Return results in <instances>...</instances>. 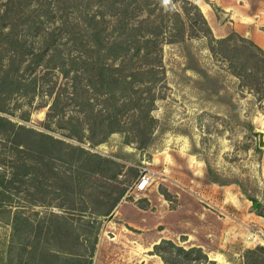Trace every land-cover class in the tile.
Returning <instances> with one entry per match:
<instances>
[{
	"label": "rangeland",
	"instance_id": "374dc122",
	"mask_svg": "<svg viewBox=\"0 0 264 264\" xmlns=\"http://www.w3.org/2000/svg\"><path fill=\"white\" fill-rule=\"evenodd\" d=\"M6 1L0 0V12H5ZM47 1L54 6V16L41 14V27L19 22L31 21L48 5ZM148 1L150 5L135 9L131 21L145 16L153 5L161 7L147 13L149 18L163 15L176 26L179 23L172 13L176 10L184 20L182 38L176 35L173 39L169 33L172 26L170 31L162 28L157 79L148 75L150 81L137 83V92L131 94L133 99L140 94L142 101L152 96L150 115L154 122L141 131L140 124L132 122L133 115L125 112L124 130L111 132L99 143L71 134L81 130L87 134L88 129L83 113L77 111L78 105L67 98L72 85L60 73V65L50 68L45 65L48 54L32 60L28 51L40 52L47 42L40 33L35 35L37 28L58 25L60 48L66 51V43L82 25L85 12L95 13L98 19L103 13L110 31L117 25L113 11L122 14L136 1L115 0L110 6L113 2L108 0H63L62 12L66 9L69 18L65 26L60 21L64 17H60V0L10 3L4 20L11 18L14 24L1 26L7 31L4 40L24 44L12 56L7 42L0 43V79L6 71L9 76L0 89V105L5 109L0 115L49 133L67 145L60 144V159L51 162L47 158L37 161L36 153H30L24 161L39 167L42 175L37 177L31 170L25 181H13L20 188L9 186L14 192L12 210L27 219V224L17 221L13 225L8 219H0V264H69L64 258L71 253H75L69 257L76 263L82 260L88 264H247L245 250L264 244V219L246 197L264 203V143L258 145V134L253 131H264V93L260 91L259 73L255 75L252 68L246 67L254 64L255 57L248 52L238 54L235 46L248 44L235 36L225 43L229 50L210 41L195 9L188 4L195 3L200 9L195 0ZM205 1L221 21L219 8ZM147 29L142 26V31ZM20 54L23 61L18 64ZM37 59L39 64L35 63ZM22 70L31 85L35 79V89L26 94L11 92L16 82L9 83V79ZM11 145L8 138L0 136V171L6 170L8 176L14 168L10 160L21 161L13 160L17 154ZM80 148L113 160L116 174L112 176L111 170L93 172ZM50 166H55V175L50 173ZM143 167L153 171L147 190L159 193L158 201L153 203L147 195H137L132 189ZM213 178L226 183L214 182ZM120 189L123 194L112 206ZM126 200L144 206L145 200L149 203L142 219L117 218L120 204ZM101 207L111 210L108 214L96 213ZM65 231L71 237L62 249L60 238ZM162 239L173 244L159 247L164 259L154 252V244ZM87 249L92 250L89 255L84 252Z\"/></svg>",
	"mask_w": 264,
	"mask_h": 264
},
{
	"label": "trees",
	"instance_id": "16d2710c",
	"mask_svg": "<svg viewBox=\"0 0 264 264\" xmlns=\"http://www.w3.org/2000/svg\"><path fill=\"white\" fill-rule=\"evenodd\" d=\"M12 1L13 0H7V6L4 9L5 12H0V20L2 21V24H0V43L7 42V48L10 50V55L13 54L12 56H14L17 48L23 45L24 42L13 43L14 40H4V35H7V31H4L1 28V26L4 28V24L9 22L14 24L10 21L11 18L9 21L4 20V16L7 15V12H9V8L12 5L10 3H13ZM62 1L63 0H60V17H63V15L64 17L60 21L61 24L65 26L69 18L66 9L62 12ZM133 1H136V5L131 9L126 10L125 8L122 14L119 13V11L118 13L117 11H113L114 13L112 14L116 19L117 25L112 27V30L110 29V31H108L106 24L109 20L105 19L103 13L101 14L102 17L98 19L95 17V13L85 12L82 18V25L74 31V35L68 40L70 43H66V51L63 48H60L61 33L56 30V26L58 25L52 26V29H45V27L41 29L37 28V31L35 32V35L40 33L44 40L47 39V42L43 45L40 52L28 51L32 56V60H35L38 57L41 58L44 54H48L49 56L46 58L47 62L45 65L50 68L60 65V73L66 77V82L70 81L72 85V89L70 93L67 94V98L74 100L75 104L78 105L77 111L83 113L84 120L87 123L86 127L88 129L87 134L82 130L76 135L75 133H71L78 139H81L82 136H86L92 143H99L104 141L111 132L124 130L125 112L133 115L134 119L132 118V122L138 123V125L140 124L141 131L151 126L154 122V118L150 115V110L153 104L152 96L149 99L142 101L140 94L134 99L131 94L137 92L138 88L135 87L137 83L150 81L151 78H149L148 75L152 76V78H154L153 80L157 79L156 76L159 72L158 65L160 63L162 28H166L170 31L172 26L173 28L169 33L173 36V39H175L176 35L182 38L184 20L176 10L172 11L173 16L176 17V20H178L179 23L176 26L175 23L170 25L163 15L149 18L147 13L152 12L156 7H161L153 5L151 8L148 7L145 16L131 21L129 18L134 16L135 9L141 10L143 5L147 6L150 3L148 0H143V3H139L138 0ZM114 2L115 0H108L110 6H112ZM188 4L195 9L194 13L197 16V20L200 21L202 30L204 34H208L210 41L220 44L225 50L230 49L225 43L233 36L239 41L248 44V46L237 45L238 47L235 46V48L237 49L238 54L248 52L255 57V60L253 61L254 64L246 65V67L247 69L248 67L252 68L255 75L259 73L260 91L264 93V49L257 46L246 37L239 35L235 31H232L224 37H214L200 9H198L195 3ZM68 7L69 5L65 4V8ZM191 7L186 9L190 10ZM53 8L54 6L48 2V5H45L40 13L32 16V22L24 19L19 20V22L27 23L29 26L31 25L33 27H41L40 23L42 20L44 21L41 14L46 17L49 14V16H54V12L52 14V10H54ZM76 8H79V5H76ZM79 10H81V8ZM186 12L188 14L189 11L187 10ZM125 16L128 17V19H126ZM188 17L191 18L190 15ZM142 26H148V29L142 31ZM111 33L114 34V37H109ZM76 42H80L81 45L76 44ZM2 48H4L3 45ZM12 56H10L11 60ZM57 59H60L58 63H56ZM116 59H118V63H114ZM22 61L23 56L20 54L17 63L19 64ZM51 61L52 63H48ZM35 63L39 64V59H37ZM15 69L18 71L20 65H17ZM24 72L22 70L18 76H13V78L10 77L11 79H9V83L16 82L15 86L12 87L11 92L20 91L26 94L30 90L34 91L36 83L35 79L32 80L31 85L30 79L28 80L26 76H24ZM234 73L240 75V72L238 71H234ZM118 76H120L123 82ZM8 77V71H6L3 78L0 79V89L7 84ZM257 79L258 78H254L255 81ZM147 87L150 86L147 85ZM48 92L51 93V89ZM96 99H98V101ZM0 111L5 112V109L2 108L1 105ZM75 117L78 119L77 115H75ZM73 124L74 126H79L75 123ZM248 126L251 127L252 125L248 124ZM0 136H5L9 139V143L13 144L11 145V149H14V153L17 154L16 157H13V160H21L15 163L12 159L10 160V166L14 168L8 171L9 176L7 175L6 170L0 171V219H8L13 225H15L17 221L27 224V219H24L17 214V211L12 210L10 201L12 199V193L14 192H11L8 188L9 186H17L20 188V184L13 185V181H25L28 179L27 174H29L31 170H33L37 177L42 175L39 167H31L24 161L27 160L30 153H36L34 157L37 161H42L45 158H47V161L50 160L49 162L59 160L60 144L67 145V143L49 133L36 131L32 127L16 123L2 115H0ZM79 150L81 154L84 153V159L87 160L86 164L88 163V168H91L93 172H107L111 170L112 176L116 174V168H114L115 162L110 158L84 150L83 148H80ZM54 168L55 166L49 167V171L52 175L57 173ZM212 181L220 184L226 183V181H219L214 178ZM122 194L123 189H120L114 197V204H111L112 206L115 205ZM246 197L252 200L253 203L256 202L254 211L256 214L261 215L264 218V203H261L248 195H246ZM110 210L111 208L104 209V207H101L96 213L108 214ZM70 237V232L65 231L60 238L62 249H65V246H67L66 242L67 240H70ZM165 243L173 245L170 240L166 239H162L160 242L154 244V252L160 255L162 259H164V257L159 251V247ZM25 249L26 245L22 248L23 252ZM36 249L37 245H34V253L36 252ZM177 249L182 252H188L180 247H177ZM84 252L89 255L92 250L87 249V251ZM53 254L51 255L55 257L58 256ZM74 254L75 253H71L70 255L65 254L67 257L64 259H67L69 264H88V262L82 260H79L76 263V260H74L75 258L69 257ZM61 255L62 254L60 253V257ZM243 255L247 264H264V244L257 245L254 248H247Z\"/></svg>",
	"mask_w": 264,
	"mask_h": 264
},
{
	"label": "crops",
	"instance_id": "0c3cea01",
	"mask_svg": "<svg viewBox=\"0 0 264 264\" xmlns=\"http://www.w3.org/2000/svg\"><path fill=\"white\" fill-rule=\"evenodd\" d=\"M216 8L221 21H218L213 8L205 0H195L206 15L211 31L215 36H225L232 31L251 40L264 49V0H208ZM148 187L137 195H147L150 203L158 201L159 193L148 192ZM145 206L148 205L145 200ZM123 204H127L123 208ZM136 202L125 201L120 204L122 210L118 219H142L146 207ZM264 219V218H263ZM9 223V222H8ZM10 228L9 224H5ZM7 241V239H6ZM8 242V241H7ZM212 258H215L214 256Z\"/></svg>",
	"mask_w": 264,
	"mask_h": 264
},
{
	"label": "built area",
	"instance_id": "2783aa9c",
	"mask_svg": "<svg viewBox=\"0 0 264 264\" xmlns=\"http://www.w3.org/2000/svg\"><path fill=\"white\" fill-rule=\"evenodd\" d=\"M153 171L148 167H143L141 173L132 184V189L135 193L143 192L151 182Z\"/></svg>",
	"mask_w": 264,
	"mask_h": 264
},
{
	"label": "water",
	"instance_id": "95a60500",
	"mask_svg": "<svg viewBox=\"0 0 264 264\" xmlns=\"http://www.w3.org/2000/svg\"><path fill=\"white\" fill-rule=\"evenodd\" d=\"M253 131L258 134V145L261 146L264 143V131L259 129H253ZM253 205L255 207L256 202H254Z\"/></svg>",
	"mask_w": 264,
	"mask_h": 264
}]
</instances>
